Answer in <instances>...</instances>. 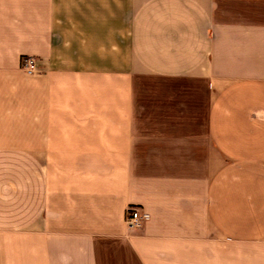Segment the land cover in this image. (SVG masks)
I'll return each instance as SVG.
<instances>
[{
    "label": "crops",
    "instance_id": "0c3cea01",
    "mask_svg": "<svg viewBox=\"0 0 264 264\" xmlns=\"http://www.w3.org/2000/svg\"><path fill=\"white\" fill-rule=\"evenodd\" d=\"M0 264H264V0H0Z\"/></svg>",
    "mask_w": 264,
    "mask_h": 264
},
{
    "label": "built area",
    "instance_id": "2783aa9c",
    "mask_svg": "<svg viewBox=\"0 0 264 264\" xmlns=\"http://www.w3.org/2000/svg\"><path fill=\"white\" fill-rule=\"evenodd\" d=\"M22 69L32 75L38 72V59L34 56L23 57ZM151 218V214L142 206L133 205L128 207L125 216V225L130 230H135L143 226Z\"/></svg>",
    "mask_w": 264,
    "mask_h": 264
}]
</instances>
